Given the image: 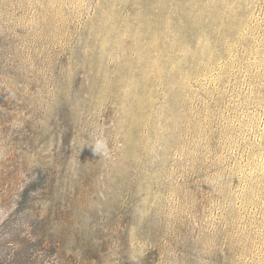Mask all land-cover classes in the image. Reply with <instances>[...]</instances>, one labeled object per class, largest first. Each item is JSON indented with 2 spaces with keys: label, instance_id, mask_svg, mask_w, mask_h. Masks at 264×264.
I'll list each match as a JSON object with an SVG mask.
<instances>
[{
  "label": "rangeland",
  "instance_id": "obj_1",
  "mask_svg": "<svg viewBox=\"0 0 264 264\" xmlns=\"http://www.w3.org/2000/svg\"><path fill=\"white\" fill-rule=\"evenodd\" d=\"M0 264H264V0H0Z\"/></svg>",
  "mask_w": 264,
  "mask_h": 264
},
{
  "label": "clouds",
  "instance_id": "obj_2",
  "mask_svg": "<svg viewBox=\"0 0 264 264\" xmlns=\"http://www.w3.org/2000/svg\"><path fill=\"white\" fill-rule=\"evenodd\" d=\"M102 147H104V143H103V141H98V142H97V146H96V150H94V153H97L98 150H99L100 148H102Z\"/></svg>",
  "mask_w": 264,
  "mask_h": 264
}]
</instances>
